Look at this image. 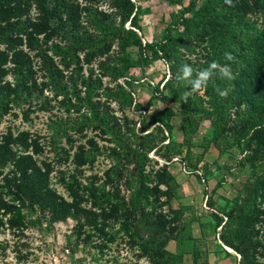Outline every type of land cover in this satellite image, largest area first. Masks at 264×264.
I'll return each instance as SVG.
<instances>
[{
  "label": "trees",
  "instance_id": "obj_1",
  "mask_svg": "<svg viewBox=\"0 0 264 264\" xmlns=\"http://www.w3.org/2000/svg\"><path fill=\"white\" fill-rule=\"evenodd\" d=\"M166 1L181 8L172 12L161 38L144 43L140 32L147 10L133 0H0V119L11 104L31 105L40 99L47 107L51 100L45 89L50 88L56 97L63 96L61 103L67 110L87 109V115L71 122L72 126L81 132L92 126L115 145L110 152L114 162L104 171L102 182L97 184L100 177L92 174L83 184V167L93 165L102 148L95 136H87L75 148L68 123L55 122L52 143L56 155L66 160L72 157L75 165L73 171L60 170L68 199L51 187L53 164L35 157L43 153L40 137L8 130L0 140V172L13 165L12 175L5 176L13 197L8 207L10 225L31 224L37 204L42 215L49 212L52 221L72 216L80 228L89 226V238L96 232L112 241L124 232L152 264H177L187 251L171 250L169 244L174 241L178 246L182 239L194 237L190 231L185 234V209L173 206L180 185L170 166L177 156L186 169L199 171L205 155L193 152V135L201 123L210 121L209 141L222 153L237 146L250 151L249 159L264 162V0H233L231 6L225 0L201 4L190 0L187 5L184 0ZM101 2H107L112 11L100 9ZM197 47L204 53L198 62L200 69L215 61L229 66L235 79L217 74L203 95L191 92L177 77L181 66L191 63L183 49L195 51ZM225 53H231L233 59H226ZM159 58L169 62L171 75L162 88H153L148 106L142 107L130 71L139 62L148 67ZM95 61L99 74L90 66ZM10 72L13 81L6 79ZM104 78L110 83L105 84ZM157 98L177 104L179 112L167 106L153 109L148 117L142 114L139 120L129 114L138 109L149 112ZM111 101L118 103L120 116ZM177 113L190 132L184 143L174 136L172 120ZM63 137L68 146L59 145ZM152 152L165 161L160 164L151 157ZM202 175L206 183L207 175ZM206 194L212 210L205 220L215 230L221 228L222 251L236 260L224 245L239 253L241 258L235 264H264V169L253 173L234 198L215 200ZM115 226H119L116 231H109ZM196 243L191 251L193 264H210Z\"/></svg>",
  "mask_w": 264,
  "mask_h": 264
},
{
  "label": "rangeland",
  "instance_id": "obj_2",
  "mask_svg": "<svg viewBox=\"0 0 264 264\" xmlns=\"http://www.w3.org/2000/svg\"><path fill=\"white\" fill-rule=\"evenodd\" d=\"M197 1L201 4L204 0ZM189 2L190 0H184L185 5ZM137 3L147 10L141 21L143 28L141 33L146 41L161 38L167 24L172 19V12L181 8L180 4H171L166 0H137ZM100 6L108 8V3L101 2L99 8ZM107 11L112 10L107 9ZM32 15H35V12ZM113 49L116 51L117 45H114ZM129 50L133 53L136 52L135 47H131ZM182 53L186 59L191 61L190 65L194 69H200L198 62L203 58L202 49L199 47L195 51L183 49ZM96 62L90 66H93L96 74H99ZM36 64H38L37 60ZM8 65L11 66V63ZM84 71H88L87 64L84 65ZM130 72L135 76L133 82L135 97L142 107L148 106L149 100L154 94L153 88H162L164 81L171 75L169 62L165 58L155 59L152 65L148 67L139 62V65ZM13 78L11 72L6 77L7 80H14ZM104 83H110L109 79L104 78ZM198 93L203 95L204 90L201 89ZM45 95L51 100L45 108L41 105L40 101L42 100L40 99H35L31 105L29 103L11 104L9 111L0 119V140L8 130L14 134L20 131H29L33 138L39 136L43 153L35 155V157L39 160L45 159L53 164L51 187L69 199L70 196L60 177V170L70 172L73 171L75 165L72 162V157L66 160L65 158L59 159L56 155L57 151L52 143L55 122L68 123L67 130L75 140V148L78 144L85 142L87 136H95L102 148V152L97 156L95 163L83 167L84 172L80 177L83 184H87L91 180L92 174H97L100 177L96 180L97 184L102 182L103 178L101 177H103L104 171L114 162L110 152L115 145L114 142L99 135V131L92 126H85L82 132L77 130L75 125L72 126L71 122L76 119L80 120L87 115L88 112L85 107L79 111L74 108L67 110L61 103L63 96L56 97L50 88L45 89ZM111 106L120 116L118 103L111 101ZM167 106H171L179 112L177 104L171 101L162 102L157 98L151 105L149 112L138 109L130 110L129 114L135 120H139L142 114L148 117L153 109L160 110ZM28 109V116H26ZM236 118L237 116H234L232 111L231 119L235 120ZM172 121L176 140L181 143L187 142L190 138V132L187 125L182 122L179 113L173 117ZM210 130V121L205 120L193 135V140H195L193 152L195 155H205L203 161L199 163V171L191 172L189 168L186 171L184 162L177 156L174 157L175 162L170 166L180 185L178 194L173 200V206L185 209L183 217L186 226L185 234L190 231L194 237V240L187 239V237L182 239L178 246L174 241L169 244L171 250H178L179 247L185 248L187 251L177 264H193L191 251L195 247V240H197L196 244L199 245L202 252L207 254L210 264L236 263L238 258L236 260L233 256L228 257L222 251L223 245L218 237L221 228L215 230L213 224L205 220L207 214L212 210L207 206L206 193L209 192L215 200L234 198L239 194L242 184L252 177L253 173L264 169V162L261 158L251 160L247 155V152L249 154L250 151H243L237 146L226 149L223 146L226 152L222 153L214 143L209 141L212 136ZM59 145L68 146L65 137L60 140ZM75 148L71 153L75 151ZM151 157L159 160L160 164L165 161L154 152L151 153ZM12 170L13 165L10 164L0 172V264H52L56 256L62 264L68 262L71 264H152L149 257L142 253L140 246L132 243L126 233L116 234L112 241L96 232H91L92 236L89 238L90 227L80 228L78 219L72 216L65 220L52 221L51 215L46 214L37 220L36 217L41 210L37 204L39 210H34L35 215L31 219V224L23 228L10 227L9 217L11 213H8L10 212L8 207L12 204L13 197L9 192L10 186L7 184L5 176L10 174ZM204 173L207 175L206 183L202 178ZM122 188L124 194L128 196L129 191L124 186ZM163 188L165 187L163 186ZM13 189L16 190V188ZM163 208L167 212V206ZM118 228L119 226L110 227L109 231H116ZM230 252L236 254L235 250Z\"/></svg>",
  "mask_w": 264,
  "mask_h": 264
},
{
  "label": "clouds",
  "instance_id": "obj_3",
  "mask_svg": "<svg viewBox=\"0 0 264 264\" xmlns=\"http://www.w3.org/2000/svg\"><path fill=\"white\" fill-rule=\"evenodd\" d=\"M225 3L230 6L233 3V0H225ZM225 57L228 60H232L233 56L231 53H225ZM180 75L177 77V80L180 82L186 83L190 86L191 92H199L201 89H206L209 82L213 81V78L219 74L220 78L233 80L235 79L232 70L229 66H221L217 62H211L207 67L203 69H194L190 64H183L180 68ZM218 91V94L223 96L226 95V92ZM189 93H185L184 100L187 102Z\"/></svg>",
  "mask_w": 264,
  "mask_h": 264
},
{
  "label": "built area",
  "instance_id": "obj_4",
  "mask_svg": "<svg viewBox=\"0 0 264 264\" xmlns=\"http://www.w3.org/2000/svg\"><path fill=\"white\" fill-rule=\"evenodd\" d=\"M133 1H134L135 3H137V0H133ZM100 9H104V10H106V11H107V9L112 10L111 8H109V5H108V8H103V7L100 6ZM127 26H129V23L127 24ZM143 41H144V43L146 42L145 38H143ZM11 81H13V80H11ZM143 111H145V110H143ZM185 170H186V168H185ZM186 171H187V170H186ZM37 209H38L37 206H35V207H34V210H37ZM38 210H39V209H38ZM8 213H11V212H8ZM44 213H45L44 215L49 214V212H44ZM34 215H35V214H33L32 217H34ZM10 216H11V214H10ZM39 216H43L41 210H40V213L37 215L36 219H37ZM9 218H10V217H9ZM31 219H32V218H31ZM9 226H10V227H13V226L10 225V223H9ZM27 226H28V225H27ZM27 226H26V227H27ZM24 227H25V226H24ZM22 228H23V227H22ZM218 237H219V235H218ZM219 241H220V243H222L221 240H219ZM235 255L237 256L238 259L241 258V255H240L239 253L236 252ZM52 264H62V263H61V260L56 256V257H55V260H54V262H53ZM67 264H71V263L68 262Z\"/></svg>",
  "mask_w": 264,
  "mask_h": 264
},
{
  "label": "water",
  "instance_id": "obj_5",
  "mask_svg": "<svg viewBox=\"0 0 264 264\" xmlns=\"http://www.w3.org/2000/svg\"><path fill=\"white\" fill-rule=\"evenodd\" d=\"M140 34H141V32H140ZM224 247L228 250V251H230L229 249H231V247H228V246H226V245H224ZM233 249V248H232Z\"/></svg>",
  "mask_w": 264,
  "mask_h": 264
},
{
  "label": "bare ground",
  "instance_id": "obj_6",
  "mask_svg": "<svg viewBox=\"0 0 264 264\" xmlns=\"http://www.w3.org/2000/svg\"><path fill=\"white\" fill-rule=\"evenodd\" d=\"M230 250V249H229ZM230 251H233V249L231 248V250Z\"/></svg>",
  "mask_w": 264,
  "mask_h": 264
}]
</instances>
